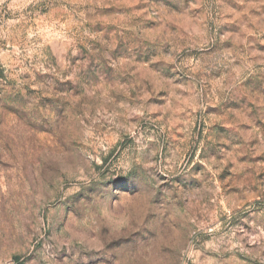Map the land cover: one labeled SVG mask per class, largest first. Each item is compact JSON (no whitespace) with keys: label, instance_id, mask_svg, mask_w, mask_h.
Here are the masks:
<instances>
[{"label":"rangeland","instance_id":"374dc122","mask_svg":"<svg viewBox=\"0 0 264 264\" xmlns=\"http://www.w3.org/2000/svg\"><path fill=\"white\" fill-rule=\"evenodd\" d=\"M0 264H264V0H0Z\"/></svg>","mask_w":264,"mask_h":264}]
</instances>
